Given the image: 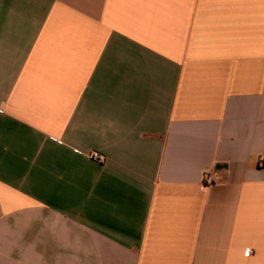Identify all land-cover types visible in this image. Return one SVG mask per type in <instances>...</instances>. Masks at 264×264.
Listing matches in <instances>:
<instances>
[{"label":"crops","instance_id":"obj_1","mask_svg":"<svg viewBox=\"0 0 264 264\" xmlns=\"http://www.w3.org/2000/svg\"><path fill=\"white\" fill-rule=\"evenodd\" d=\"M263 151L264 0H0V264H264Z\"/></svg>","mask_w":264,"mask_h":264},{"label":"built area","instance_id":"obj_2","mask_svg":"<svg viewBox=\"0 0 264 264\" xmlns=\"http://www.w3.org/2000/svg\"><path fill=\"white\" fill-rule=\"evenodd\" d=\"M92 157L96 158L99 161H103L104 157L103 156H99L98 154H93ZM260 167L264 168V151L262 152L261 156H260ZM205 181L207 183H209L211 181V176L210 174H205Z\"/></svg>","mask_w":264,"mask_h":264}]
</instances>
